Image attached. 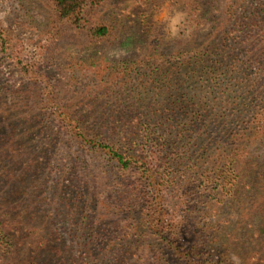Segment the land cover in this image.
Instances as JSON below:
<instances>
[{
    "label": "trees",
    "instance_id": "trees-1",
    "mask_svg": "<svg viewBox=\"0 0 264 264\" xmlns=\"http://www.w3.org/2000/svg\"><path fill=\"white\" fill-rule=\"evenodd\" d=\"M102 2L51 0L46 27L49 39L59 48L74 45L75 40L79 51L92 58L104 54L100 46L113 37L114 31L94 11ZM206 11L196 15L205 16ZM213 17L216 23L200 44L194 43L193 36L186 47L164 53L165 36L150 31L148 47L152 54L139 62L126 60V76L134 74L139 82L129 85L126 81V139L108 138L104 129L113 130L110 119L95 121L96 114L115 117L119 108L113 105L111 109L104 103L98 111L103 92L88 94L91 101L83 95L72 105L61 95L71 85L41 83L35 66L20 59L16 63L23 66L30 80L44 84L40 85L41 101L47 111L51 107L52 122H58L74 139L98 153L106 154L109 149L112 169L106 179L108 184L123 189L115 212L126 210V221L116 224L114 233L109 227L96 231L100 208L104 218L99 224L107 222L105 210L113 197L107 193V200L100 199L97 204L92 201L95 216L86 218V222L93 225L94 243L101 240L102 250L114 252L110 264H236L237 259L240 264H259L256 249H264V171L259 169L263 160L257 150L264 143V60L260 64L264 54V1L256 5L232 0L221 14L215 9ZM237 31H247L246 40L240 41L234 35ZM250 65L256 69L249 71ZM227 108L228 128L223 123L213 135L208 132L212 131L210 122L199 128L204 140H213L211 144L204 143L196 151L157 150L156 135L163 131V120L187 121L189 124L182 122L177 131L191 146L197 133L194 121L199 115ZM8 109L3 102L1 115L9 117ZM5 133L0 131V137L5 141L10 136L5 146L16 168L10 172L0 168V264L76 263L80 258L71 256L67 247L62 255L52 250L46 255L39 250L44 234L53 245L58 234L51 233L53 223H29L33 206L26 203L27 197L21 198L24 190L13 183L17 179L35 186L40 158L23 152L16 144V127L10 125ZM110 171L114 177H110ZM96 173L101 183L102 172ZM204 190L208 192L206 198ZM193 198H197L196 203ZM29 246L30 254L23 250ZM94 253L89 252L93 263Z\"/></svg>",
    "mask_w": 264,
    "mask_h": 264
},
{
    "label": "rangeland",
    "instance_id": "rangeland-1",
    "mask_svg": "<svg viewBox=\"0 0 264 264\" xmlns=\"http://www.w3.org/2000/svg\"><path fill=\"white\" fill-rule=\"evenodd\" d=\"M247 1L257 5L264 0ZM230 3L232 0H103L99 6L94 7V11L98 17L113 26L114 32L113 37L100 46L105 53L92 58L79 51L75 40L72 42L74 45L70 43L65 48H59L57 42L49 39L46 27L52 9L51 0H0V107L6 102L10 112L9 117L0 113V131L6 134L10 125H13V129L16 127L18 133L14 137L16 144L23 152L37 155L41 162L40 169H37L38 166L34 167L37 169L36 175L39 180L35 186L27 182L21 183L17 179L13 185L24 190L25 194L21 198L27 197L26 203L33 206L29 223L35 220L44 225L47 222L53 223L54 230L51 229V233L58 234L54 245L44 234L42 236L44 243L39 250L46 251V255L50 253L49 250L62 255L61 252L67 247L71 256L80 258L74 264H110L114 260V252L111 249L102 250L101 240L94 243L91 236L93 225L91 221L86 222V218L91 220L95 216L92 206L100 199L107 200V193L113 195L111 204H108L105 210L107 222L99 224L104 218V210L100 208L96 212V231H103L109 227L114 233L116 224L126 221V210L122 214L115 212V205L123 189L107 183L106 177L109 178L108 173L112 169L108 159L109 149H106V154L98 153L93 147L74 139L58 122H52L51 107L47 111L41 101L43 89L40 85L44 84L37 85L30 80L29 75L22 71L23 66L16 64L17 61L20 59L25 64L35 66V73L39 75L41 83L51 82L58 87H61L63 82L67 84L66 86L71 85L72 87L61 95L64 102L70 101L72 105L76 104L75 101H80L83 95L91 101L92 97L88 94L103 92L98 100L101 105L97 110L101 111L104 103H108L111 109L113 105L119 108L115 117L96 114L95 121L110 119L113 130L109 132V127L104 129L108 138L126 139V81L129 85L139 83L133 77L134 74L126 76V60L141 61L146 54H152L148 47V39L152 34L150 31L165 36L162 48L164 53L186 47L193 36L194 41L196 40L194 43L200 44L205 34L216 23L213 17L215 9H219L221 14ZM165 5L170 10L179 8L187 12L188 26L192 29L191 38L175 40L167 38L164 24L159 18ZM201 10H207L205 16L196 15ZM240 11L241 9H237L238 14H241ZM247 33L237 31L234 35L240 41H244ZM4 43L5 45H2ZM262 45L264 47V43ZM252 50H255L254 42ZM66 55L70 57L67 58ZM263 60L264 54L260 57V64ZM257 66L259 68V62ZM255 69L252 65L248 68L249 71ZM109 108L104 109L109 111ZM228 114L229 108L199 115L198 121H194L197 122L195 123L197 133L191 146H187L188 139L180 136L177 131L182 122L186 124L187 121L179 119L175 122V118L163 120L161 129L163 131L156 135L157 150L161 153L172 150L185 152L190 148L196 151L204 143L211 144L213 140H204L205 137L199 128L210 122L211 125H208L212 127V131L208 132L211 135L218 134V129L223 123H227L226 128L231 125L230 119L225 118ZM8 138L10 136L2 141L3 138L0 137V168L10 172L16 167L11 164L12 153L5 146L10 140ZM257 150L263 160L259 169L264 171V143L261 142ZM98 171L102 172L101 183L96 176ZM113 175L110 171V177H114ZM0 177L3 178V174H0ZM207 194L208 192L204 190V198ZM191 201L196 203L197 198ZM40 241L37 240L38 243ZM14 244L18 245V242L15 241ZM30 248L24 247L23 250L30 254ZM91 250H95V263L91 262L89 256ZM36 256L32 255L35 260ZM256 258L259 264L264 263L262 246L256 249ZM42 260L37 257L36 261ZM236 264H240L238 259Z\"/></svg>",
    "mask_w": 264,
    "mask_h": 264
},
{
    "label": "clouds",
    "instance_id": "clouds-1",
    "mask_svg": "<svg viewBox=\"0 0 264 264\" xmlns=\"http://www.w3.org/2000/svg\"><path fill=\"white\" fill-rule=\"evenodd\" d=\"M159 18L164 24V32L169 40L191 38L192 29L188 26V14L185 10H170L165 5Z\"/></svg>",
    "mask_w": 264,
    "mask_h": 264
}]
</instances>
